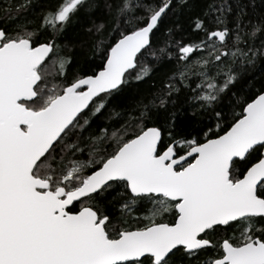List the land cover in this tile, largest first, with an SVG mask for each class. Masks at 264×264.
I'll return each instance as SVG.
<instances>
[{"label":"snow or ice","instance_id":"1","mask_svg":"<svg viewBox=\"0 0 264 264\" xmlns=\"http://www.w3.org/2000/svg\"><path fill=\"white\" fill-rule=\"evenodd\" d=\"M0 264H264V0H0Z\"/></svg>","mask_w":264,"mask_h":264}]
</instances>
